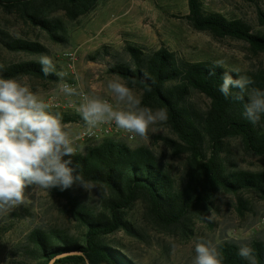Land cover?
<instances>
[{"label": "trees", "instance_id": "16d2710c", "mask_svg": "<svg viewBox=\"0 0 264 264\" xmlns=\"http://www.w3.org/2000/svg\"><path fill=\"white\" fill-rule=\"evenodd\" d=\"M98 1L0 0V10L17 15L32 28L59 41L56 34L61 31L60 23L48 19L49 15L60 12L66 20L75 21L91 13ZM187 10L184 19L195 32L208 33L215 39L239 40L254 53L264 54V13L258 12L261 33L251 34L240 21L204 14L199 0H187ZM0 43L10 52L28 55L45 52L39 43L10 40L2 32ZM126 51L133 67L115 65L109 73L143 93L144 106L167 111L168 120L164 124L175 140L165 139L164 143L173 156L186 155L185 181L176 187L147 148H130L124 142L110 139L84 146L72 157L73 165L86 180L102 188L99 209L85 206L69 191L53 189L80 230L77 237L56 231H32L27 251L34 264H49L52 260L53 264H133L123 250L106 239L116 232L135 235L126 216L136 203L142 205L143 219L151 229L187 237L195 222L208 223V214L221 193L254 192L264 198V173L230 172L225 150L228 139L238 138L248 156L264 157V115L258 123H251L243 115L247 95L244 101H239L234 96L225 98L219 91L225 72L234 78H249L252 81L249 92L253 88L264 91V71L240 75L207 62L185 63L165 48L149 55H142L133 47H127ZM0 77L57 80L54 72L45 75L41 64L32 61L0 66ZM191 91L209 101L203 114L186 105ZM236 91L233 89V94ZM59 114L65 125L81 120L67 112ZM217 250L222 264H250L238 255L235 245L225 242ZM251 250L255 264H264V243L253 242Z\"/></svg>", "mask_w": 264, "mask_h": 264}, {"label": "rangeland", "instance_id": "374dc122", "mask_svg": "<svg viewBox=\"0 0 264 264\" xmlns=\"http://www.w3.org/2000/svg\"><path fill=\"white\" fill-rule=\"evenodd\" d=\"M199 2L204 14H217L227 21H240L251 34L262 31L258 12L264 13V0ZM187 12V0H99L91 13L75 21L66 20L60 12L51 13L48 19L59 22L61 27L56 34L59 41H56L45 32L32 28L17 15H8L0 10V32L8 39L39 43L45 49L41 55H28L10 52L0 43V66L38 62L42 55L50 57L55 65L57 80L42 82L23 78L21 81H26L46 102L57 101L61 106L81 104L75 95L58 94L59 85L67 80L74 82L78 93L101 96L114 103L107 83L116 76L109 70L115 65L133 67L127 47L139 50L142 55L165 48L181 62H207L240 75L264 71V54L254 53L239 40L215 39L208 33L195 32L184 19ZM67 52L74 53L73 77L66 71L64 55ZM218 61H223V64H217ZM61 72L66 75L59 76ZM186 105L203 114L209 101L191 91ZM66 112L78 116L73 111ZM82 123L81 118L76 123L66 124V127L75 136ZM159 128L161 130L156 134L149 133L147 141L135 137L133 142L124 143L130 148H147L174 180L175 186L179 187L185 181L187 157L172 155L164 140H175V136L164 123ZM225 144L230 172L264 173V157L248 156L240 139H228ZM84 146L80 144V150ZM52 190L32 189L28 193V203L0 215V264H34L27 251L28 236L32 231H56L78 236V223L65 210V202ZM68 191L85 206L99 209L103 193L101 187L95 186L89 191ZM126 220L135 235L116 232L106 242L123 250L133 264H192L197 240L212 241L216 247L227 242L238 249L240 245L251 249L255 241L264 243V198L254 192L218 195L208 214V223L195 222L187 237L151 229L143 219V207L139 203L128 212Z\"/></svg>", "mask_w": 264, "mask_h": 264}, {"label": "clouds", "instance_id": "9594fccd", "mask_svg": "<svg viewBox=\"0 0 264 264\" xmlns=\"http://www.w3.org/2000/svg\"><path fill=\"white\" fill-rule=\"evenodd\" d=\"M38 62L45 75L55 71L50 57L42 55ZM217 64L222 65L223 61ZM251 83L247 77L234 78L225 72L219 91L225 98L234 96L239 101H244L247 95L243 115L256 124L264 115V91L255 88L247 91ZM233 89L237 90L235 94ZM107 90L114 103L101 96L77 93L68 84L60 89L65 95L81 96L77 112L88 133L98 125L114 123L118 129L147 141L149 133L159 132V125L168 120L165 109L144 106L143 93L137 94L119 76L108 81ZM52 107L26 81L0 77V215L28 203L32 189L95 188L73 165L72 157L78 152L77 141L81 136H74L60 114L51 111ZM194 251L192 264H222L212 241L197 240ZM238 255L255 264L248 246L240 245Z\"/></svg>", "mask_w": 264, "mask_h": 264}, {"label": "built area", "instance_id": "2783aa9c", "mask_svg": "<svg viewBox=\"0 0 264 264\" xmlns=\"http://www.w3.org/2000/svg\"><path fill=\"white\" fill-rule=\"evenodd\" d=\"M66 58V71L67 73L73 77L75 73V59H74V53L73 52H67L65 55ZM64 84H68L69 86L75 88L78 93V87L75 86L74 82L72 81H63L59 87H58V94H64L60 91L61 87ZM78 97L79 101L82 102L81 96L79 94L75 95ZM111 102V101H110ZM51 104L53 105L51 111L55 113L59 112H66V111H73L75 114L80 116V114L77 112V108L79 106L76 105H65L61 106L57 101H52ZM81 117V116H80ZM82 118V117H81ZM82 125L80 127V130L77 135L81 136V139L77 141L78 144V152L81 150L79 148L80 144L92 145L97 142H101L105 139L114 140L116 142H133L135 140V136H132L126 132H124L121 129H118L114 123L112 124H101L98 125L96 128L92 129L91 133L87 132V126L85 125V122L82 119Z\"/></svg>", "mask_w": 264, "mask_h": 264}, {"label": "water", "instance_id": "95a60500", "mask_svg": "<svg viewBox=\"0 0 264 264\" xmlns=\"http://www.w3.org/2000/svg\"><path fill=\"white\" fill-rule=\"evenodd\" d=\"M53 261H54V260L50 261L49 264H53Z\"/></svg>", "mask_w": 264, "mask_h": 264}]
</instances>
